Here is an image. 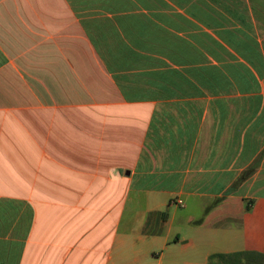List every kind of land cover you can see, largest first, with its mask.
Returning <instances> with one entry per match:
<instances>
[{
    "label": "crops",
    "instance_id": "obj_1",
    "mask_svg": "<svg viewBox=\"0 0 264 264\" xmlns=\"http://www.w3.org/2000/svg\"><path fill=\"white\" fill-rule=\"evenodd\" d=\"M241 250L264 253V0H0V264Z\"/></svg>",
    "mask_w": 264,
    "mask_h": 264
},
{
    "label": "trees",
    "instance_id": "obj_2",
    "mask_svg": "<svg viewBox=\"0 0 264 264\" xmlns=\"http://www.w3.org/2000/svg\"><path fill=\"white\" fill-rule=\"evenodd\" d=\"M246 174V173H245ZM242 175L238 181H236L228 190L227 193H230L234 190V188L242 182L243 177ZM229 259L233 260L232 263L229 264H261L264 260V253L258 251H251V250H241L229 253H213L209 256L208 264H213L215 259ZM235 260V261H234Z\"/></svg>",
    "mask_w": 264,
    "mask_h": 264
},
{
    "label": "rangeland",
    "instance_id": "obj_3",
    "mask_svg": "<svg viewBox=\"0 0 264 264\" xmlns=\"http://www.w3.org/2000/svg\"><path fill=\"white\" fill-rule=\"evenodd\" d=\"M186 212V214H188V213H191V214H195V216L197 217V218H203L204 217V215H205V212H194L193 210H192V207H190V206H188V208L185 210ZM235 261V260H234ZM233 262V260H229L228 258L227 259H221V258H217V259H215V261L213 262V264H229V263H232ZM261 264H264V260H263V263H261Z\"/></svg>",
    "mask_w": 264,
    "mask_h": 264
},
{
    "label": "built area",
    "instance_id": "obj_4",
    "mask_svg": "<svg viewBox=\"0 0 264 264\" xmlns=\"http://www.w3.org/2000/svg\"><path fill=\"white\" fill-rule=\"evenodd\" d=\"M173 201H175V199H174ZM173 201H172V202H173ZM176 201H177L178 203H181V202H182L181 200H176Z\"/></svg>",
    "mask_w": 264,
    "mask_h": 264
}]
</instances>
